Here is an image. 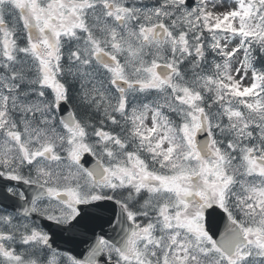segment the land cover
<instances>
[{
    "label": "snow or ice",
    "instance_id": "snow-or-ice-1",
    "mask_svg": "<svg viewBox=\"0 0 264 264\" xmlns=\"http://www.w3.org/2000/svg\"><path fill=\"white\" fill-rule=\"evenodd\" d=\"M0 264H264V0H0Z\"/></svg>",
    "mask_w": 264,
    "mask_h": 264
}]
</instances>
